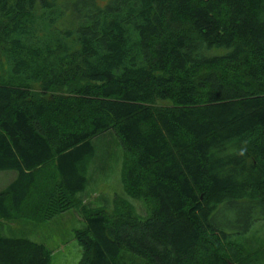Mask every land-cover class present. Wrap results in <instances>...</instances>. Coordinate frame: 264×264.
<instances>
[{
    "label": "trees",
    "instance_id": "trees-1",
    "mask_svg": "<svg viewBox=\"0 0 264 264\" xmlns=\"http://www.w3.org/2000/svg\"><path fill=\"white\" fill-rule=\"evenodd\" d=\"M109 134L144 218L80 205ZM0 171V227L81 206L76 264H242L234 236L264 218V0H0ZM49 262L0 234V264Z\"/></svg>",
    "mask_w": 264,
    "mask_h": 264
},
{
    "label": "rangeland",
    "instance_id": "rangeland-1",
    "mask_svg": "<svg viewBox=\"0 0 264 264\" xmlns=\"http://www.w3.org/2000/svg\"><path fill=\"white\" fill-rule=\"evenodd\" d=\"M103 1L99 0L100 3ZM155 104L165 105L167 101L156 100ZM122 158V150L113 134L94 142V152L87 165V181L83 192L78 193L79 197L84 196L80 198V205L115 211L114 207L125 203L139 218H144L147 215L145 204L127 195L122 187ZM13 176V171H0V188ZM80 207L68 209L42 222L22 220L3 225L0 234L21 236L44 244L50 251L49 264H76L81 258V248L73 232L84 226ZM234 238L244 248L246 260L242 264H264V218L251 222L245 231L236 234Z\"/></svg>",
    "mask_w": 264,
    "mask_h": 264
},
{
    "label": "crops",
    "instance_id": "crops-1",
    "mask_svg": "<svg viewBox=\"0 0 264 264\" xmlns=\"http://www.w3.org/2000/svg\"><path fill=\"white\" fill-rule=\"evenodd\" d=\"M83 192V191H82ZM81 197H79V195H78V198H81V199H83L84 198V196H82V195H80ZM74 210V209H73ZM68 211V210H67ZM66 212V211H65ZM63 213V212H62Z\"/></svg>",
    "mask_w": 264,
    "mask_h": 264
}]
</instances>
